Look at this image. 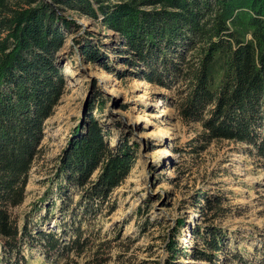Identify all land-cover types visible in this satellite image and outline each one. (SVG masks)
<instances>
[{
    "label": "trees",
    "instance_id": "1",
    "mask_svg": "<svg viewBox=\"0 0 264 264\" xmlns=\"http://www.w3.org/2000/svg\"><path fill=\"white\" fill-rule=\"evenodd\" d=\"M69 11L118 34L121 61L138 78L175 90L180 117L201 125L196 153L214 140L235 141L250 145L264 166V0H0V264H31L27 249L46 259L74 255L105 264L121 237H109L100 220L116 210L112 193L136 163L135 143L122 138L113 149L91 113L55 163L60 230L37 229L35 221L51 190L24 216L16 210L44 151L45 122L66 90L58 53L66 32L79 26ZM81 50L110 68L96 45L88 41ZM194 196L200 218L191 230V255L198 264H264V233L251 259L228 248L229 234L217 223L230 210L224 194ZM56 206L50 203L44 218ZM178 245L175 234L168 236L165 264H175Z\"/></svg>",
    "mask_w": 264,
    "mask_h": 264
},
{
    "label": "rangeland",
    "instance_id": "2",
    "mask_svg": "<svg viewBox=\"0 0 264 264\" xmlns=\"http://www.w3.org/2000/svg\"><path fill=\"white\" fill-rule=\"evenodd\" d=\"M67 13L77 19L79 26L66 32L58 53L66 90L45 122L41 141L44 151L34 163L26 198L17 213L24 216L23 212L51 190L47 200L40 203L35 221L39 223L37 229L60 230L62 199L57 192L58 181L54 180L55 163L72 130L91 113L108 131L109 146L116 149L120 139L128 138L130 146L135 143L136 151L134 167L112 193L115 212L100 220L104 230L110 232L109 237L121 236L111 260L105 264H165L169 260L168 236L173 234L180 249L175 264H198L191 255V235L187 240L184 236L200 218L194 206V194L199 190L213 196L225 195L230 210L217 223L229 234L228 248L251 259L255 248L262 245L260 237L264 233V166L250 155L251 146L214 140L206 150L196 153L195 140L202 128L199 121L180 117L174 105L175 90L140 79L134 68L124 65V55L117 49L121 42L118 34L94 20ZM88 41L108 55V70L103 66L106 60L93 63L86 59L81 49ZM118 73L125 74L120 77ZM158 130L168 133L162 142L155 139ZM69 193L77 199L75 188L71 187ZM54 200L57 206L46 219V208ZM179 220L185 222L184 227L174 232ZM25 254L31 264L86 262L84 257L74 255L72 263L59 255L46 259L37 249H27Z\"/></svg>",
    "mask_w": 264,
    "mask_h": 264
},
{
    "label": "bare ground",
    "instance_id": "3",
    "mask_svg": "<svg viewBox=\"0 0 264 264\" xmlns=\"http://www.w3.org/2000/svg\"><path fill=\"white\" fill-rule=\"evenodd\" d=\"M167 134H168L167 132H164V131H162V130H158V131L155 133V136H156L155 139H156L157 141H161V142H162ZM164 154H165V152H164ZM186 230H187V231H186L185 236H184V239H185V240H187L188 237L191 235V229L188 228V229H186Z\"/></svg>",
    "mask_w": 264,
    "mask_h": 264
},
{
    "label": "water",
    "instance_id": "4",
    "mask_svg": "<svg viewBox=\"0 0 264 264\" xmlns=\"http://www.w3.org/2000/svg\"><path fill=\"white\" fill-rule=\"evenodd\" d=\"M87 107H88V100L84 104V109H83V113H82L83 116H84V114H85V112L87 110Z\"/></svg>",
    "mask_w": 264,
    "mask_h": 264
}]
</instances>
